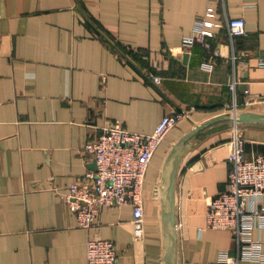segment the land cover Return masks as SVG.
I'll use <instances>...</instances> for the list:
<instances>
[{"label":"crops","instance_id":"crops-1","mask_svg":"<svg viewBox=\"0 0 264 264\" xmlns=\"http://www.w3.org/2000/svg\"><path fill=\"white\" fill-rule=\"evenodd\" d=\"M209 6L212 45L184 48ZM233 17L244 18V35L230 36ZM263 59L264 0H0V264H86L94 236L114 242L118 264H164L165 158L195 124L233 108V78L238 108L264 112ZM173 112L186 115L149 167L144 238L134 235L129 204L105 207L91 228L78 226L62 194L96 168L85 143L114 123L150 133ZM243 128L246 156L264 154V126ZM232 135L220 125L182 159L178 264H219L222 250L237 252L231 232L207 228L205 216L227 186ZM253 237L264 239V231Z\"/></svg>","mask_w":264,"mask_h":264},{"label":"built area","instance_id":"built-area-1","mask_svg":"<svg viewBox=\"0 0 264 264\" xmlns=\"http://www.w3.org/2000/svg\"><path fill=\"white\" fill-rule=\"evenodd\" d=\"M215 15V7L209 6L195 32L183 38L184 48L189 49L196 43L210 48L208 37L213 33L209 27ZM228 28L231 37L242 36L246 33V22L243 17H233L228 20ZM213 54L218 56L220 51L214 50ZM261 63L264 65V59ZM203 66L211 68L212 63L206 61ZM150 77L159 81L157 77ZM238 84V78L229 83L234 93L230 110L234 111L239 110L235 98ZM185 115L184 112L164 115L150 133L129 130L119 123L106 125L93 140L85 143L83 149L94 159L96 168L69 184L62 194L76 214L78 226L91 228L98 223L105 207L129 204L133 207L134 235L144 238V189L148 170L167 134ZM232 132L227 186L207 202L206 227L228 230L236 242L237 252L222 250L218 255L219 264L264 263V239L253 237L255 229L264 231V154L247 157L244 128L235 126ZM86 264H118L114 242L96 236L89 238Z\"/></svg>","mask_w":264,"mask_h":264},{"label":"water","instance_id":"water-1","mask_svg":"<svg viewBox=\"0 0 264 264\" xmlns=\"http://www.w3.org/2000/svg\"><path fill=\"white\" fill-rule=\"evenodd\" d=\"M187 56V54L184 55L185 58ZM220 125H227L231 128L249 125L264 126V112L242 109L228 110L200 124H195L172 144L163 164L160 184L164 264H178L176 181L182 159L198 140Z\"/></svg>","mask_w":264,"mask_h":264},{"label":"rangeland","instance_id":"rangeland-1","mask_svg":"<svg viewBox=\"0 0 264 264\" xmlns=\"http://www.w3.org/2000/svg\"><path fill=\"white\" fill-rule=\"evenodd\" d=\"M156 186H157L156 188L159 190V187H158V185H156ZM200 230H201V228H200Z\"/></svg>","mask_w":264,"mask_h":264}]
</instances>
